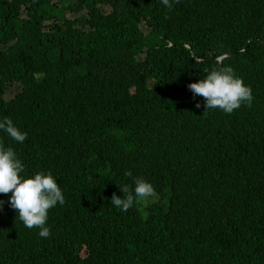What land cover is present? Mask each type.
<instances>
[{"label": "trees", "instance_id": "obj_1", "mask_svg": "<svg viewBox=\"0 0 264 264\" xmlns=\"http://www.w3.org/2000/svg\"><path fill=\"white\" fill-rule=\"evenodd\" d=\"M263 17L264 0H0V121L27 133L0 143L65 199L43 238L0 193V264H264ZM218 60L250 107L188 88ZM134 177L155 196L122 211Z\"/></svg>", "mask_w": 264, "mask_h": 264}, {"label": "clouds", "instance_id": "obj_2", "mask_svg": "<svg viewBox=\"0 0 264 264\" xmlns=\"http://www.w3.org/2000/svg\"><path fill=\"white\" fill-rule=\"evenodd\" d=\"M167 9H172L179 0H161ZM222 66L213 69L198 82L188 85L194 96H201L205 101L206 109H220L224 113L231 114L242 104L250 107L253 96L251 88L244 84L231 66H223L222 61H217ZM200 108L199 102L195 105ZM0 130H4L10 138L23 143L27 133L21 132L13 121L5 117L0 121ZM25 166L17 159L16 153L11 147H5L0 143V193L9 194L10 206L19 214V219L28 229L38 228L39 235L43 238L50 236V229L46 227L48 212L58 203H65L64 195L53 176L44 173L21 176ZM125 176L132 177L130 170L125 171ZM134 189L125 184L120 186L123 197L112 194V204L127 211L137 199H145L155 196L152 184L143 178H133Z\"/></svg>", "mask_w": 264, "mask_h": 264}, {"label": "rangeland", "instance_id": "obj_3", "mask_svg": "<svg viewBox=\"0 0 264 264\" xmlns=\"http://www.w3.org/2000/svg\"><path fill=\"white\" fill-rule=\"evenodd\" d=\"M150 199H151V197H148V198L143 199V201H148Z\"/></svg>", "mask_w": 264, "mask_h": 264}, {"label": "water", "instance_id": "obj_4", "mask_svg": "<svg viewBox=\"0 0 264 264\" xmlns=\"http://www.w3.org/2000/svg\"><path fill=\"white\" fill-rule=\"evenodd\" d=\"M263 21H264V17H263ZM224 54H226V53H222L221 55H224ZM221 55H220V56H221ZM220 56H219V57H220Z\"/></svg>", "mask_w": 264, "mask_h": 264}]
</instances>
